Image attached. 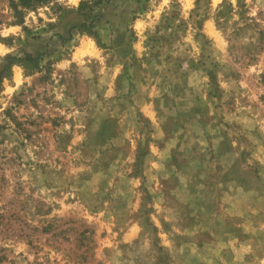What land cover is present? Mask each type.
I'll return each mask as SVG.
<instances>
[{
    "label": "rangeland",
    "instance_id": "rangeland-1",
    "mask_svg": "<svg viewBox=\"0 0 264 264\" xmlns=\"http://www.w3.org/2000/svg\"><path fill=\"white\" fill-rule=\"evenodd\" d=\"M80 1L0 0V264H264V0Z\"/></svg>",
    "mask_w": 264,
    "mask_h": 264
},
{
    "label": "trees",
    "instance_id": "trees-1",
    "mask_svg": "<svg viewBox=\"0 0 264 264\" xmlns=\"http://www.w3.org/2000/svg\"><path fill=\"white\" fill-rule=\"evenodd\" d=\"M47 0H18L21 6L24 7H32L36 4L45 2ZM105 0H81L79 3L78 11H83L85 9H89L90 11L95 7H99ZM98 20V19H97ZM78 31L80 33H85L89 36H92L98 40V35L96 33V28L94 26L93 17L89 15H84L83 22L78 25ZM14 57L7 55L6 56V63L3 66V70L9 67L14 62ZM17 61H21L20 59H16Z\"/></svg>",
    "mask_w": 264,
    "mask_h": 264
},
{
    "label": "clouds",
    "instance_id": "clouds-1",
    "mask_svg": "<svg viewBox=\"0 0 264 264\" xmlns=\"http://www.w3.org/2000/svg\"><path fill=\"white\" fill-rule=\"evenodd\" d=\"M73 2H75V0H73Z\"/></svg>",
    "mask_w": 264,
    "mask_h": 264
}]
</instances>
